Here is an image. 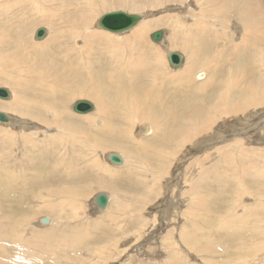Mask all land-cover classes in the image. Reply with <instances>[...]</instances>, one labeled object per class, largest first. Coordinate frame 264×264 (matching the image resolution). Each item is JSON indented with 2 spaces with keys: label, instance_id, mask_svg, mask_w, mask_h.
Wrapping results in <instances>:
<instances>
[{
  "label": "rangeland",
  "instance_id": "374dc122",
  "mask_svg": "<svg viewBox=\"0 0 264 264\" xmlns=\"http://www.w3.org/2000/svg\"><path fill=\"white\" fill-rule=\"evenodd\" d=\"M36 1L44 7L53 8L59 6L61 1L67 0ZM207 1L210 0H126L125 4H120L118 0L98 1L104 3L101 4L103 7H99L95 12L93 21L91 25H87V29L101 30L115 38L119 36L112 42L118 46V51L114 49V53L104 54V49L100 48L101 54L98 53L100 55L94 52L89 58L91 63L96 61L91 66L94 65L97 70L95 71L93 67L102 86L100 92L105 98L100 100L102 105L94 97L80 95L79 89L81 79L83 77L85 79V70L72 78L68 66H65L67 61L73 60L72 56H67L70 50L67 46L68 44L79 46V38L75 41L70 40L69 33L66 37L62 35L57 40L58 48L45 47V50H40L41 52L37 50L32 54L34 61L32 59L26 61L27 63L21 61L17 63L16 58L7 56L11 45L0 49V69L4 74L13 77L11 80L4 75L0 79V87L9 92L7 99L0 97V113L11 116L9 118L11 121H0L2 237H9L8 233L12 230L16 215L25 216L33 208L31 220L27 221L28 223L24 222L27 227L21 222L22 229L20 232L16 231V237L21 239L17 242L21 243L18 245L14 243L12 247L4 245L6 252L14 251L12 254L20 264L30 261L29 264H36L38 259L39 262H44L45 260L40 259L47 254V248L57 251L60 259L57 262L61 264H264V221H261L260 225H247L244 223L246 210L240 211V208L246 206L248 217L252 219L255 214L249 208L264 205V88L258 85L254 92L258 91L263 96L262 101L243 107L241 111H236L237 113L220 114L212 109L214 101L220 97L227 98L224 100L227 107L233 106L237 92L242 86L254 82V79L257 80L259 77L264 80V61L261 60L264 58L261 57L264 50L255 47L251 53L244 47L235 48L241 42L242 19L238 9L242 6L241 0H220L217 5ZM260 2L264 6V0ZM215 7L220 8L219 15L213 14ZM110 10L137 15L139 23L136 22V25L133 23L135 26L146 23L143 32L145 40L141 41V46L145 47L141 48V51L151 53V56L146 52L141 53L143 59L139 74L136 75L132 68H128L129 74L123 73V80L127 76L126 81L124 80L126 84L124 82V87L120 85L119 90L130 89L146 93L155 70L158 73L161 69V74H166L176 73L187 67L188 74L180 75L187 84L185 88L175 87L172 82L160 84L164 87L165 96L175 95L166 105V109L179 112L177 109L180 110L183 103L201 100L203 109L205 107L207 111L212 112L211 115L215 118L205 132L191 136L180 145H160L156 142L155 136H161L162 133L155 125L161 111L160 108H156V104L147 113L150 105L143 94L139 101L141 119L137 117L124 125L112 119L116 112L111 97L114 90L106 82V74L112 68L114 70L117 63L125 65L124 59L127 56L122 57V46L117 43H121L135 26L132 24L119 32L101 26L99 19ZM78 12L83 17L87 13L85 10ZM10 13L9 17L0 20V27L10 21V35L13 37L22 33L20 41L24 38L22 35L28 37L29 34V42L40 43L61 25H67L66 27L69 25L63 21L65 18L68 20L67 14L63 15L64 18L59 14L56 23L46 24L28 22L25 8H14ZM200 26H206V31L200 32L198 28L205 29ZM41 27L45 30V36L40 37L41 39L36 38L35 31ZM70 27L73 29L72 24ZM7 28L9 29L8 26ZM70 31L72 32L71 29ZM156 32L157 38L151 35ZM100 44L101 42H96L92 47L99 50ZM259 45L264 46V43ZM168 50L181 54L182 62L178 66H172L168 62ZM250 53L255 54L252 59L255 60L253 66L255 72L251 76H244L239 70L237 73L235 70L243 71L249 67H245V63L250 58ZM211 55L218 57L214 61L211 60ZM51 61L53 63L49 65ZM158 63L159 66L156 68L155 65ZM189 66H192V69ZM28 67L31 69L28 70ZM43 70L48 75L44 74ZM39 73H43L46 83L53 85L56 90L50 89L49 84H42V81L38 80L42 78ZM52 73H57L61 86H57L51 78L49 74ZM48 77L51 80H48ZM227 80L229 93L226 92V86H222L227 85L224 84ZM129 81H132L135 87L132 84L129 86L127 83ZM206 81L208 84L206 83L207 86L204 88L202 84ZM43 85H46V89ZM17 95L26 100L29 106L25 109L28 112L25 109L20 110L15 104L7 105ZM80 99L89 101L93 109L86 113L73 111V103ZM96 105L102 107L98 115L96 114L98 111L95 112ZM105 113L108 115H104ZM82 114L90 115L95 120L93 128L88 127V120L86 121ZM135 115L137 116V113ZM80 116L82 118H78ZM181 117L184 118L179 114L173 121L178 124L183 119ZM202 117L203 115L191 122L192 126ZM104 123L114 127V130H102ZM82 127L83 130L86 129L83 131ZM148 127L152 133H146L150 130L146 129ZM124 132H127L129 138L121 141L123 138L121 133ZM26 135L28 140L25 139ZM152 148H155V153L158 151L164 158L166 156L165 161L160 159L157 153L155 157L151 156L154 154ZM110 153L119 155L123 162L121 164L112 162L109 158ZM10 160L13 163L10 169L16 174L13 179L11 178L12 183L8 182L10 179V174L6 172L8 169L2 171V168H6L5 165L9 166ZM97 161L99 162L96 163ZM246 168L252 170L255 175ZM241 169L244 171L242 174ZM107 170H112L113 174L109 177L101 175L102 172L106 174ZM237 174L238 177L239 175L244 177L236 180ZM55 188L63 191L58 194ZM64 191L68 193V197L62 196ZM39 193L42 194V198ZM98 194L106 195L107 203L103 207L95 201ZM115 195L122 198L121 203L117 204L121 212L119 209H112L116 208ZM203 196L206 197L202 203L205 210L188 208L187 203L191 198ZM234 199H237L238 206H235ZM69 201H73V206H67L66 203ZM51 202L52 210H49V205L44 209L45 204ZM129 205H132V208ZM229 208L234 210V213L236 211L239 216L242 222L241 230L249 229L253 233L258 231L256 232L258 235L239 237L231 234V231L230 233L222 229L217 231L215 226H218L220 219L222 218V223L225 224L223 221L225 216L229 217ZM257 214L264 219V213ZM74 215L75 219L72 218ZM41 217H47L50 223L39 222ZM194 224L201 231L200 234H195ZM81 226H85V231L80 237L85 238L81 239L77 249L70 250L67 245V248H63L61 242L66 243L72 239L71 228L75 227L74 233L79 234ZM68 234L69 236L65 237Z\"/></svg>",
  "mask_w": 264,
  "mask_h": 264
},
{
  "label": "bare ground",
  "instance_id": "6f19581e",
  "mask_svg": "<svg viewBox=\"0 0 264 264\" xmlns=\"http://www.w3.org/2000/svg\"><path fill=\"white\" fill-rule=\"evenodd\" d=\"M42 1V0H41ZM56 1V0H54ZM98 1L100 0H67V1H64L59 4V6H54L53 8H49V7H44L42 4H40L39 2H37L36 0H0V20L3 19L4 17H9L11 15V11L14 9V8H18V9H27V14H26V18H27V21L28 22H42V23H46V24H52V23H56V19L58 18V15L61 14V16L63 17V15L67 14L69 17H68V20H66V18L63 20V21H66L69 25L68 27L66 26H62L60 28H57L55 30L54 33L52 34H49L48 36V33H47V36L46 39L44 41H41L40 43H35V42H29L30 38H29V34H28V37H26V35H22L24 36V38L22 39V41L19 40V38L21 37V34L22 33H18L16 36H13L11 37L9 30L11 28V25H10V21H8V23H5V25L3 27H0V49L2 48H6L8 45H11L10 46V53L7 54L8 57H13V58H16L17 59V63H19L20 61L21 62H24V63H27L26 61H30L35 58H33L32 54L34 52H37L38 51H42V50H45V47H53V48H58V42L57 40L60 39V37L62 35H64L66 37V34H70V40H75L77 38H79V46L75 47L74 45L75 44H68L69 46H67L70 50H69V55H67L68 57L69 56H72L73 60L72 61H67L65 63V66H68L70 72H71V75H72V78H74L76 75H79L80 73H82V71L85 70V79L84 77L81 79V88L79 89L80 91V95H86V96H89V97H94L95 99H98L99 102L100 100H105L104 95H101V88L102 86L99 84L100 81L97 80V77H96V73L95 71H97L95 69H93V67L91 66L92 63L96 62H89L91 61L90 56L96 52V54L100 53L101 54V49H104L103 53H110L111 52H115L113 51L114 49L118 51V46L112 44L113 41H115L116 39L119 38H115L114 36H109L107 35L105 32H102L101 30H96V29H87V25H91L92 21H93V18H94V15H95V12L98 11L99 7H103L101 4H104V3H98ZM117 1V0H116ZM120 4H125L126 0H118ZM233 1V0H232ZM238 1V0H237ZM235 1V3L237 2ZM154 2V1H153ZM207 2H210V4L212 5H217V3L221 2L220 0H210V1H207ZM242 2V6H240L238 9H239V12H240V18L242 19L241 20V35H240V40L241 42H239V45L238 46H235V48L237 49H241L242 47H244V49L248 52L251 51L252 53V49L253 48H258L260 47L262 50H264V46H260L259 44L260 43H264V38H263V34H264V6H262V2H260V0H241ZM234 3V2H233ZM57 4V3H55ZM226 4V3H224ZM240 5V4H239ZM59 9V10H58ZM66 9V10H65ZM215 10L213 11V14L214 15H219L220 14V8L219 7H215L214 8ZM58 10V11H57ZM87 11L86 13V16L83 17V16H80L78 11ZM114 11H119V10H110L107 12V14H110ZM62 12H66V13H62ZM106 14V13H105ZM104 14V15H105ZM3 15V16H2ZM134 17V21L133 23L135 24L136 22L139 23L138 20V16L137 15H132ZM72 17L74 18L72 20ZM64 18V17H63ZM102 18V17H101ZM101 18L99 19V24L101 26H103L101 24ZM40 20V21H39ZM60 20V19H59ZM136 23V24H137ZM60 24V23H59ZM72 24L73 26V29L70 27V25ZM133 24V25H134ZM135 24V25H136ZM134 25V26H135ZM144 25H146V23H140V25H137L135 26V28H133L130 33H128L127 35H125V38L123 39V43L121 42H118L117 45H121L122 46V57L124 56H127L126 59H124V62H125V65L123 63L121 64H116L114 70L112 68V70L108 71V73L106 74V82H108L109 86L111 87L112 90H114V93H111V97L112 98V102H114L115 104V109H116V112L115 114L113 115V118L114 120H117L119 123H121L122 125L124 124H128L130 122H132L135 118L137 119V117L139 119H141V98H142V94L144 96V98L147 100L148 102V105H150L147 110L149 113V110L152 109L153 106H155L156 104V108H160V111L158 114L159 117H157V121L160 122L159 123V126H158V122H156V128L157 130H159L161 134V136H155L156 137V142H159L160 145H167V146H170V145H180L182 144L183 142H185L186 140H188L191 136L193 135H198V133H202V132H205V130L211 125V123H213L215 121V118L212 117V112L210 111H207L206 108L204 107L203 109V106L201 105V100H195V101H191L190 103H183L181 105V109H177L179 112H177L176 110H167L166 109V105L170 103L171 99H173V97L175 96H165V93L163 92L164 91V87L160 86V84H162L163 82H167V83H170L172 82L173 85H175V87H179L181 89L185 88L187 86V84L183 81V78L181 79L180 75L184 74H188L187 72L189 71V68L187 67H184L182 69H180L179 71H177L176 73H170V72H167L166 74H161V69L159 70L160 72L156 73L155 71L153 72L155 75L152 77L153 79H151V84L149 86V90L146 92V93H138L137 90L136 91H132L130 89H122V90H119L120 89V85H122V87H124V82L126 81L125 78L127 76H125L124 80H123V73H127L129 74L130 72V69H129V72L127 71L128 68H132V70L135 72V74H139L140 73V66L142 65L141 63V53L142 52H146V50L144 51H141V48L143 49V47L145 46H141V41L142 40H145L144 38V35H143V32L145 30V27ZM7 26L9 27V29L7 28ZM51 27V26H50ZM129 27V26H128ZM127 27V28H128ZM201 28L205 27V29H201L198 28V30L200 32H204L206 31V26H200ZM42 28V27H41ZM72 30V32L70 31V29ZM107 29L109 30H113V31H122V30H116V29H112V28H108L106 27ZM125 28V29H127ZM131 28V27H130ZM129 28V29H130ZM49 29V28H48ZM69 29V30H68ZM124 29V30H125ZM43 32H45V30L42 28ZM1 31H4L6 32L5 34H2ZM141 31H142V34H141ZM257 31H260L261 33L257 32ZM9 32V33H8ZM36 32V31H35ZM175 33V32H174ZM217 34V33H216ZM152 36H154L155 38L158 37V33H154V34H151ZM35 36V34H34ZM45 36V35H44ZM88 36V37H87ZM164 36V35H163ZM217 37V35H215ZM18 38V39H17ZM37 38V37H36ZM43 38V37H41ZM40 38V39H41ZM100 43V46H99V50H94V47H92L94 45V43ZM102 43H105L104 45H102ZM145 44V43H144ZM7 45V46H6ZM71 46V47H70ZM12 47V48H11ZM154 47V46H152ZM98 48V47H97ZM148 48V47H147ZM156 49V48H154ZM151 50V48H150ZM226 50V48H225ZM40 51V52H41ZM155 51V50H154ZM169 51V50H168ZM169 52H171V50ZM218 51V50H217ZM64 52V51H63ZM102 53V54H103ZM157 53V52H156ZM250 53V54H251ZM49 54V53H48ZM63 54V53H62ZM98 54V55H100ZM103 54V55H104ZM147 54V52H146ZM150 54L151 56V53H148ZM147 54V55H148ZM154 54V53H153ZM161 54V52H160ZM219 54V53H218ZM217 54V55H218ZM223 54V53H222ZM97 55V56H98ZM157 55V54H156ZM217 55H214L211 57V60H214L215 61V58H217L218 56ZM254 53L251 54L250 58H248L246 60V63H245V67L246 66H249L247 69H244L242 71V69H237L235 70L237 73H238V70L242 72V74L245 76H251L255 71H254V62L255 60H252L254 58ZM62 56V55H61ZM95 56V55H94ZM102 56V55H101ZM158 57V56H157ZM222 57V55H221ZM261 57H264V53L261 54ZM58 58V57H57ZM66 58V56H65ZM98 58V57H96ZM102 58V57H101ZM113 58V57H112ZM154 58V57H153ZM105 59H106V56H105ZM114 59V58H113ZM117 59V58H116ZM167 59H168V54H167ZM4 60V58H3ZM48 60V59H47ZM95 60V59H94ZM100 60V59H99ZM98 60V61H99ZM158 60V59H157ZM264 61V58L261 59ZM8 61V60H7ZM122 61V60H121ZM159 61H160V58H159ZM15 62V63H16ZM20 62V63H21ZM72 62V64H71ZM106 62V61H105ZM109 62V61H108ZM112 62V61H111ZM114 62V61H113ZM118 62V61H117ZM154 62V61H153ZM169 62V61H168ZM182 62V60H181ZM180 62V63H181ZM213 62V61H212ZM8 63V62H7ZM35 63V62H34ZM44 63V62H43ZM52 61L49 62V65H52ZM98 63V62H97ZM107 63V62H106ZM179 63V64H180ZM214 63V62H213ZM212 63V64H213ZM6 64V63H5ZM13 64V63H12ZM32 64V63H31ZM42 64V62H41ZM57 64V63H56ZM103 64H105L103 62ZM209 64V63H208ZM15 65V64H14ZM34 65V64H32ZM44 65V64H43ZM48 65V64H47ZM98 65V64H97ZM96 65V66H97ZM115 65V64H114ZM119 65V66H118ZM210 65V64H209ZM11 66V65H9ZM99 66V65H98ZM156 68H158L159 66V63L158 65H155ZM173 66V65H172ZM178 66V65H177ZM107 67V66H106ZM111 67V66H110ZM176 67V66H175ZM191 69H192V66H189ZM13 68V67H12ZM109 68V67H108ZM107 68V69H108ZM154 68V67H153ZM31 68L28 67V70H30ZM25 70V69H24ZM49 71L51 72V67L49 68ZM61 71V70H60ZM103 71V70H102ZM101 71V72H102ZM100 72V74H101ZM240 72V73H241ZM43 73L44 74H47L44 72L43 70ZM40 74V79H38L39 81H42V84H45L46 81L44 80V75ZM227 73V71H226ZM126 74V75H127ZM136 74V75H137ZM178 75V76H175V75ZM3 75V76H2ZM4 75L9 78V79H13L12 76H9L8 74H4V72L0 69V79L4 77ZM38 74H36L37 76ZM48 75V74H47ZM51 76V78L55 81L56 85L57 86H61L62 83L60 82V80L58 79L59 77L57 76V73H52V74H49ZM143 75V74H142ZM183 75V76H184ZM35 76V77H36ZM100 76V75H99ZM103 76V74H102ZM131 76V75H130ZM140 76V75H139ZM182 76V77H183ZM227 76L229 77L230 75L227 74ZM137 77V76H136ZM143 77V76H142ZM199 77H203L202 75H199ZM103 78V77H102ZM130 78V77H129ZM36 79V78H35ZM48 80H51L49 77L47 78ZM132 79V78H131ZM135 79V78H134ZM174 80H176V82H174ZM229 80H227L226 82L224 81V84H227V85H223L222 86H226V92L228 91V93L230 92V89L227 88L229 86ZM34 82V81H33ZM44 82V83H43ZM136 82V81H134ZM128 85L130 86V84H132V81H129L127 82ZM138 83V82H137ZM206 83L208 84V82L206 81L205 83L202 84V86H204V88L207 86ZM47 85L49 84L48 82L46 83ZM86 84V85H85ZM126 84V82H125ZM133 85V84H132ZM131 85V86H132ZM137 85V84H136ZM206 85V86H205ZM258 85L260 87H262V89L264 88V80L259 77L257 80L254 79V82L252 83H247L245 86H242L239 91L237 92L238 95L235 97V103H233L234 105L233 106H230V107H227L225 104L226 101L224 102L225 99L227 98H224V97H220V98H217V101L215 100L214 103H213V106H212V109L214 108L216 112H220V114H228V113H237L236 111H241V109L243 107H248L250 105H253V104H256L260 101L263 100V96L260 95L258 93V91L256 93H254L257 89H258ZM44 86V89H46V85H43ZM88 86H91V87H88ZM135 87V85H133ZM182 86V87H181ZM201 86V87H202ZM106 87V86H104ZM2 88V87H0ZM35 88V87H34ZM41 88V87H40ZM49 88L52 89V90H56L55 87L51 84H49ZM141 88V87H140ZM42 89V88H41ZM40 89V90H41ZM49 89V91H50ZM78 89V87H77ZM109 89V88H108ZM147 89V88H145ZM237 89V87H236ZM261 89V88H260ZM259 89V90H260ZM8 91V90H7ZM33 91V90H32ZM107 91V90H106ZM225 91V90H224ZM234 91V90H233ZM37 92V91H35ZM57 92V91H55ZM263 92V90H262ZM9 93V92H8ZM236 93V94H237ZM37 94V93H36ZM40 94V93H39ZM107 94V93H106ZM109 94V93H108ZM226 94V93H225ZM56 95V93H55ZM229 95V94H228ZM9 96V95H8ZM110 96V95H109ZM110 97V98H111ZM169 97H172V98H169ZM14 98V97H13ZM109 98V97H108ZM234 97H232L233 99ZM3 99V98H2ZM7 99V97L5 98ZM215 99V98H214ZM230 99V98H229ZM84 100V99H83ZM10 101V100H9ZM87 101V100H86ZM110 101V100H109ZM264 101V100H263ZM223 102V103H222ZM231 102V101H230ZM6 103V102H5ZM109 103V102H108ZM192 103V104H191ZM194 103V105H193ZM10 104H15L16 107L20 108V110H23L28 107L29 105H27V102L26 100L24 101V99H22L20 96L17 95V97H15L12 101L8 102V106ZM74 104V103H73ZM100 104L102 105V103L100 102ZM92 105V104H91ZM95 105V104H94ZM111 105V104H110ZM65 106V104H64ZM106 106V105H105ZM109 106V105H108ZM113 106V105H111ZM73 107V105H72ZM210 108V107H209ZM92 109H93V105H92ZM102 107H98L96 105L95 107V112L98 111L96 114L98 115L99 112L101 111ZM224 109H227L228 111H223ZM73 110V109H72ZM25 111L28 112V110L25 109ZM74 111V110H73ZM115 111V110H114ZM26 112V114H27ZM104 112V111H103ZM25 113V112H24ZM78 113V112H77ZM80 113H83V112H80ZM86 113V112H84ZM109 113V112H108ZM137 113V116L135 115ZM0 114H3V113H0ZM29 114V113H28ZM107 113H105L104 115H106ZM183 115V118L181 120V122H179L178 124H176L174 121L175 119L177 118L178 115ZM4 117L7 119L6 122L9 120V118L11 117H8L7 115L3 114ZM32 115V114H31ZM44 115V114H43ZM57 115V114H56ZM84 115L83 117L86 118V121L88 120V127L91 129L93 128V124H94V121L93 118H91L90 115H87V114H82ZM108 115V114H107ZM111 115V114H110ZM203 115V117L196 121L192 126V123L193 121L196 120V118H199V116ZM38 116V115H37ZM36 116V117H37ZM41 116V115H40ZM134 116V117H133ZM198 116V117H197ZM93 117V116H92ZM78 118H82L81 116L78 117ZM32 119V118H31ZM100 119V118H98ZM97 119V120H98ZM41 120V119H39ZM102 120V118H101ZM108 120V119H107ZM174 120V121H173ZM0 121H3L0 119ZM11 121V119L9 120ZM136 121V120H135ZM156 121V120H155ZM177 121V120H176ZM179 121V120H178ZM5 122V121H4ZM13 122V121H12ZM43 122V121H42ZM59 122V121H58ZM110 122V121H109ZM10 123V122H9ZM175 123V125H174ZM41 124V123H40ZM57 124V123H55ZM83 124V123H81ZM112 124V123H111ZM118 124V123H117ZM132 124V123H131ZM138 124V123H137ZM142 124V123H141ZM63 125V124H62ZM78 125V124H77ZM136 125V124H135ZM42 126V125H41ZM85 126V125H84ZM61 127V126H60ZM79 126H77L78 128ZM51 128V127H50ZM101 128V127H100ZM99 128V129H100ZM134 128V127H133ZM86 129V128H85ZM84 129V130H85ZM102 130L104 131H113L114 130V127L112 126H109V124L107 123H104L102 124ZM147 130H149L150 128H146ZM29 130V129H28ZM81 130V129H80ZM82 130H83V127H82ZM81 130V131H82ZM83 130V131H84ZM146 130V131H147ZM165 130L166 132V135H165V132H163ZM89 131V129H88ZM82 133V132H81ZM87 133V132H86ZM91 133V131H90ZM146 133H152L151 129L149 130V132L147 131ZM123 135V138L121 139V141H126L128 140L129 138V135L127 134V132H124V133H121ZM140 135V134H139ZM154 135V134H153ZM156 135V134H155ZM141 136V135H140ZM144 137V136H143ZM25 139L28 140V135L25 136ZM138 139V138H137ZM144 139V138H143ZM141 139V140H143ZM153 139V138H152ZM155 140V139H154ZM74 142V141H73ZM150 143V142H149ZM234 145V144H233ZM56 146V145H55ZM58 146V144H57ZM75 146V145H74ZM93 146V144H92ZM101 147V146H100ZM109 147V146H108ZM221 147V146H220ZM232 147V146H231ZM85 148V147H83ZM91 148V147H90ZM159 148V147H158ZM176 148V147H175ZM92 149V148H91ZM142 149V148H141ZM217 149V148H216ZM144 150V149H143ZM152 152L154 153L153 155L151 156H156V153L160 156V159H166V156L165 158L161 155V153H158V151L155 153V148H152L151 149ZM170 150V149H169ZM93 152V150H92ZM169 152V151H168ZM113 153H110V155H112ZM167 155L169 153H166ZM227 155V154H226ZM226 155H224L225 157H227ZM233 155V154H232ZM89 155H87V158H88ZM94 158V156H92ZM224 158V157H223ZM10 159H13L15 160L14 158H10ZM6 160V159H5ZM96 160V159H95ZM12 160H10L9 162V166H6V168H2V171L5 170V169H8V172L10 175V179H8L9 183H12V179H13V176L16 174L14 173L13 169H10L12 168V164L11 163ZM133 161V160H132ZM165 161V160H164ZM3 162V161H1ZM18 162V161H17ZM16 162V163H17ZM99 161H97L96 163H98ZM123 162V160L121 159V162H119V164H121ZM20 164V163H19ZM101 165V164H99ZM24 166V165H23ZM29 166V165H28ZM97 166V165H96ZM102 166V165H101ZM17 167V166H16ZM20 167V166H19ZM250 168V167H249ZM249 168H246L248 169L251 173H252V170H250ZM23 169V168H22ZM30 170V168H28ZM245 169V168H244ZM19 170V169H18ZM28 170V171H29ZM211 170V169H210ZM255 170V169H254ZM253 170V171H254ZM264 170V169H263ZM262 171V170H261ZM18 172V171H17ZM20 172V171H19ZM241 172H244L242 171V169L240 170V174H242ZM1 173V172H0ZM106 174H104L102 172L101 175H105L107 177L111 176L113 174V171L112 170H107L105 172ZM250 173V175H251ZM108 174V175H107ZM21 175V174H20ZM252 175H255V173H252ZM263 175V174H262ZM140 176V175H139ZM223 177V176H222ZM239 177L242 179L244 176L242 175H239ZM238 177V174H237V179L236 180H239L240 178ZM12 178V179H11ZM30 178V177H29ZM69 178V177H68ZM257 179V178H256ZM259 179V178H258ZM6 181V180H5ZM7 183V182H6ZM69 184V183H68ZM66 186V185H65ZM239 186V185H238ZM72 187V186H71ZM69 188H70V184H69ZM191 188V186L189 187ZM66 189V188H64ZM55 191L58 193V194H61V190L60 188H55ZM77 191V190H76ZM74 192V191H73ZM72 192V193H73ZM77 193V192H76ZM41 198H42V194L39 193ZM67 192L64 191V193H62V196H67ZM45 195V194H44ZM68 197V196H67ZM206 197L203 196L201 198H191L188 203H187V206L188 208H197L198 210H205L206 208L203 209V204L204 203V199ZM96 201V200H95ZM49 202V201H48ZM67 202V201H66ZM235 203V206H238L239 203L237 201V199H234L233 201ZM232 202V203H233ZM52 204L51 203H48L47 205L45 204V208L48 207V205L50 206L49 210H52ZM54 204H56L54 202ZM67 206L71 205L73 206V201H69V203H66ZM202 204L201 208H199V206ZM259 204V203H258ZM70 206V207H71ZM64 207V206H63ZM103 207V206H102ZM101 207V208H102ZM245 208H240V211L241 210H246V213H245V216H246V219L244 220V223L247 224V225H257L259 224L261 221H264V219L260 218L258 216V212H262L264 213V205H256L254 208H249V210L255 214L254 217H252V219H249L248 217V210L246 208V206H244ZM55 208V206L53 207ZM72 208V207H71ZM39 209V208H38ZM74 209V208H73ZM236 209V208H235ZM229 211V217H226L225 216V219L223 220L225 222L222 223V218L220 219V223L218 224V226H215V228L217 229V231H219L220 229L222 230H225L226 232H229L231 231V234H235L236 236L238 235L239 237H243V236H252V235H258L256 232L253 233L252 231H250L249 229H244V230H241V227L240 225L242 224L241 220H239V216L237 215L236 211L234 213V210L232 211L231 208L228 209ZM75 212V210L73 211ZM238 212V211H237ZM24 216V215H23ZM23 216H19L18 218H16L13 222V226L11 227V231L9 234V237L7 238H3L2 235L0 233V264H20L16 258H14V254H12L11 252L7 251L6 252V249H4V245H7V246H11L16 243V245H18L19 243L21 242H17V241H20L21 239H18L16 237V231H19L21 228V222L23 224V220L25 219ZM72 218L75 219V215L72 216ZM78 218V217H77ZM39 222L41 223H47L49 222V219L47 217H41V219L39 220ZM66 222V220H65ZM68 222V221H67ZM50 223V222H49ZM48 223V224H49ZM262 223V222H261ZM260 223V224H261ZM259 224V225H260ZM47 225V224H45ZM263 226V225H262ZM13 227L15 230H13ZM226 227V228H224ZM233 227V228H232ZM264 227V226H263ZM9 228V227H8ZM194 228L196 230V233L195 234H200L201 231L197 229V226L194 224ZM76 231V228L74 229V232ZM20 232V231H19ZM251 232V233H250ZM44 233V231L42 232ZM64 233V232H63ZM11 234V236H10ZM22 234V232H21ZM260 234V233H259ZM263 235V234H261ZM21 238V237H20ZM72 239L69 241V242H66V243H62L61 242V245L62 247H67L70 248V250H75L77 249L80 241L82 238H85V237H80V233L79 234H72ZM206 238V237H205ZM246 241V240H245ZM244 241V242H245ZM113 243V242H112ZM170 246V245H169ZM66 247V248H67ZM173 247V246H172ZM6 248V247H5ZM193 248V246H192ZM9 250V249H8ZM11 251L13 249H10ZM202 252V250L200 251ZM12 254V255H11ZM66 254V253H65ZM11 255V256H10ZM60 255V254H59ZM53 256V257H52ZM57 256V257H56ZM97 256V253L96 255ZM6 258V259H5ZM30 258H32L30 256ZM75 259V258H74ZM15 260V262L13 261ZM32 260V259H31ZM40 260H45L44 262H39V259L37 261L36 264H44L46 261L47 264H61V262H57L59 259L58 257V253L57 251H52L50 250L49 248H47V254L41 258ZM63 261H65L64 259H62ZM9 261V262H8ZM13 261V262H12ZM35 261V259H34ZM31 262V261H30ZM30 262L26 263V264H29ZM45 263V264H46ZM63 264V263H62ZM66 264H71V263H66Z\"/></svg>",
  "mask_w": 264,
  "mask_h": 264
},
{
  "label": "water",
  "instance_id": "95a60500",
  "mask_svg": "<svg viewBox=\"0 0 264 264\" xmlns=\"http://www.w3.org/2000/svg\"><path fill=\"white\" fill-rule=\"evenodd\" d=\"M134 21V17L132 14L123 11H114L110 14H105L101 18V24L104 27L116 29V30H124L128 26L132 25ZM160 32V31H159ZM44 35L42 28H39L35 32V36L40 38ZM182 57L181 54L173 51L168 53V61L171 65L177 66L181 62ZM9 93L5 88H0V97L6 98L8 97ZM72 109L75 112H89L92 110V105L89 101L86 100H77L74 102ZM0 119L6 121L7 119L4 117L3 114H0ZM110 160L114 163L121 162V157L117 154H112L109 156ZM96 202L99 206H105L107 203L106 195L98 194L96 196Z\"/></svg>",
  "mask_w": 264,
  "mask_h": 264
},
{
  "label": "crops",
  "instance_id": "0c3cea01",
  "mask_svg": "<svg viewBox=\"0 0 264 264\" xmlns=\"http://www.w3.org/2000/svg\"><path fill=\"white\" fill-rule=\"evenodd\" d=\"M95 176V175H94ZM132 180V179H131ZM110 197V196H109ZM113 199V198H112ZM110 200V199H109ZM114 200H116L115 202H114V204H116V208H112V209H119L118 211L119 212H121L122 210L120 209V207L117 205L118 203H121V201H122V198L120 197V196H118V195H115V197H114ZM125 206V205H124ZM132 205H129V207H131ZM123 208H125V207H123ZM132 208V207H131ZM44 209H47V208H44ZM109 210V208L107 209V211ZM121 210V211H120ZM29 213H31V214H29ZM28 214H26L25 216H23L25 219L23 220V226L25 225L24 224V222L26 223L27 221H30L31 220V218H32V214H33V208H32V210L29 212ZM18 216L19 215H16V217L18 218ZM77 219H79V217L77 218ZM15 220V219H14ZM28 223V222H27ZM30 223V222H29ZM25 227H27V225H25ZM74 229H75V227H72L71 228V231H72V233L73 234H75L76 233V231H75V233H74ZM85 229V226H81V228H79V232H80V235L82 234V235H84V230ZM66 236H69V234L68 235H65V237ZM42 239V238H41ZM41 241V240H40ZM44 242V241H43ZM99 244V243H98ZM100 244H102V243H100ZM12 255V254H11ZM10 255V256H11Z\"/></svg>",
  "mask_w": 264,
  "mask_h": 264
}]
</instances>
